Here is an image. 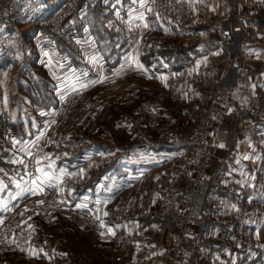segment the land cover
<instances>
[{
    "label": "rangeland",
    "instance_id": "obj_1",
    "mask_svg": "<svg viewBox=\"0 0 264 264\" xmlns=\"http://www.w3.org/2000/svg\"><path fill=\"white\" fill-rule=\"evenodd\" d=\"M54 1L58 2L55 12L68 6L66 0ZM76 1V29H66L61 38L45 35L42 41L20 34L10 36L7 47L11 57L0 59V93L4 106H11L18 95H27L32 103L21 99L19 103L29 104V109L34 110L32 113L38 119L36 130L32 129L30 135L22 139L14 137L16 141L13 140L17 150H28L26 171L31 191L13 206L16 208L11 211L8 226L0 231V264H171L179 246L188 245L186 241L179 244V236L183 234L181 229L184 228L179 219H160L165 205L164 193L171 188L187 192L195 177L194 172L201 168L212 175L213 185L215 175L210 172L209 164L218 157L221 147L220 137L213 136L216 123L212 117L220 97L218 87L211 93V101L201 99L198 93L201 87L210 83V78L216 79L221 75L210 70L212 63H207L205 68L200 67L192 77L188 74L189 66L198 68V64L186 51L200 39L198 36H187L188 27L205 23L213 25L210 29L215 34L210 44L212 49H222V74L237 77L234 88L244 112L239 127L248 130L244 127V119L254 116L247 105L257 97L260 109H264V95L259 90L251 59L241 49L234 51L231 47L249 20L264 16V0H213L201 6L195 0ZM7 6L0 13V20L8 16L7 10L15 14L16 2ZM12 21L15 25V20ZM233 29L236 34L234 40L226 43L225 37ZM19 47L21 53L18 52ZM13 60L16 64L29 63L32 66L24 72L12 64ZM236 62L242 66L236 68ZM151 64H155L156 68H152ZM13 76H24L30 85L12 84ZM244 80L251 81L248 88L251 94L248 89L245 90ZM189 87L196 93L187 97L185 90ZM214 87L209 85L207 88L214 91ZM1 127L9 126L1 122ZM205 127L210 132V141L219 144L214 157L206 160L205 155L211 151L209 149L203 153L202 162L197 166L193 163L198 155L197 146L182 143L189 152L187 161L182 163L193 172V176L187 185L164 180L160 204L147 210L144 208L142 213L149 220L164 224L163 230L153 233L169 251H163L157 259L149 260L143 249L137 251L130 235L124 234L120 242L116 236L120 233L118 230L113 228L115 231L109 233L94 228L89 220L78 214L89 207L76 205L73 191L78 181L77 169L64 163L78 151L83 153L87 146H96V143L124 145L132 149L130 146L146 138L160 143H179ZM50 154L58 159H52L55 163L53 168H43V160L49 159ZM110 160L111 156H102L93 165L87 164L89 161L84 165L90 167L88 173L93 170L96 173ZM218 161L224 160L218 157ZM162 175L163 172L155 173L140 187L128 191L118 201L117 212L128 217L134 211L132 198L141 193L146 203L148 196L144 193L151 189L148 185L151 182L153 185ZM164 176L161 180L165 179ZM255 177L260 180L258 189L263 193L264 200V171H255L247 183ZM247 183L239 191V196L243 195ZM211 191L212 186L206 201L207 213L199 223L195 240L189 245L192 264H241L236 263L234 253L225 255L213 246L221 239L222 233L210 231L212 211L217 209L225 226V221H229L228 226L231 225L233 213L229 201L224 208H216V199L210 198ZM187 196H181L182 202L188 200ZM102 206L96 211H101ZM126 206L130 209L127 214L124 212ZM251 208L252 212L247 216L252 220L253 217L260 218L259 223L264 225L263 203L257 201ZM185 211L189 214V208ZM17 214L21 220L13 226L10 220ZM94 215L102 219L100 215ZM8 221L2 219L0 225ZM203 225L206 227L203 228ZM237 235H240L239 231ZM40 240L46 246L59 248L61 255L57 258L51 255L45 260L31 254ZM224 247L227 248L222 243Z\"/></svg>",
    "mask_w": 264,
    "mask_h": 264
},
{
    "label": "crops",
    "instance_id": "obj_2",
    "mask_svg": "<svg viewBox=\"0 0 264 264\" xmlns=\"http://www.w3.org/2000/svg\"><path fill=\"white\" fill-rule=\"evenodd\" d=\"M210 1L213 0H195L200 6L208 5ZM57 3L54 0H26L18 5L15 14L14 12L10 13V10L6 11L8 16L1 18L0 28L4 30L7 37L20 34L22 37L36 39V35L45 32V28L41 27L42 14L56 11ZM12 20H15V25ZM212 26L205 23L188 27L187 36L200 37L199 41L186 51L198 64V68L194 65L189 66L188 74L192 77L196 71L201 69L200 67L205 68L207 63H212L210 70L213 69L221 75L216 79L210 78V83H207L206 87H201L198 93L201 99L211 101V93L215 92L217 87L220 92L217 106L212 113L216 123L213 136H218L221 139L218 157L224 161H218L217 157L212 159L209 164L210 172L215 175L210 198L215 200L218 196L224 195L232 203L236 201L239 191L251 175L257 170L264 171V122L260 124L258 130L240 129L239 121L244 112L242 101L234 88L237 77L233 74H222L224 69L223 63L220 62L222 49H212L210 44V40L215 34L210 29L213 28ZM20 48L18 52L21 53ZM231 48H234V51L241 49L251 59L259 90L264 95V16L253 18L251 22L249 20ZM11 54L7 50V52L0 54V59L11 57ZM12 64H16L14 60ZM16 65L24 72L32 66L29 63H17ZM150 66L156 68L155 64ZM210 70L208 69V71ZM11 81L12 84L14 82L19 86L23 84V86L28 87L27 85H30V81L24 76L19 78L13 76ZM192 84L193 81L190 83L191 87ZM209 85L215 86L214 91L207 88ZM191 87L185 90L187 97L196 93ZM15 95L17 96V94ZM212 96L214 97V95ZM20 99L32 103V100H28L27 95L21 94L12 101L13 104L11 102V106L8 104L4 106L3 95L0 93V213L24 200L30 192V180L26 171L28 150H17L13 140H15L14 137L22 139L23 136L30 135L32 129L36 130L38 119L37 115L32 113L34 110L29 109V104L22 105L19 103ZM209 103L211 104V102ZM1 122L9 127H1ZM130 148L132 149H128L124 145L108 146L96 143V146H87L86 150L82 151L83 153L78 151L64 163L73 169H77L78 181L73 191L76 205L82 204V206L90 208L95 204H102L103 209L101 211L94 210V213L100 215L120 233L130 235L137 251L143 249L149 260L157 259L163 251H169L165 243L156 239L153 233L156 230H163L164 224L144 217L143 210L144 208H146L145 210L149 209L150 206L157 207L160 204L164 180H172L181 185L188 184L193 173L185 168V163L182 162L187 161L189 152L184 145L160 143L149 138L130 146ZM102 156H111V160L108 164L100 166V170L96 173H93V169L88 173L90 167L84 164L89 161L87 164L93 165ZM54 158L55 156L52 157L51 154L49 159L45 158L42 164L43 168H53L55 163L52 159ZM158 172H163L165 179L161 180L163 175L158 176L155 182L153 181V185L152 182L148 185L151 189L144 193L148 196L146 203H144L145 200L142 199L143 194L141 193L142 195H135L132 198L136 206L133 205L134 211L128 217H123L120 212H117L118 201L128 191H134ZM256 198L259 199L257 200L259 203L264 205L263 193L258 194ZM257 201L255 202L257 203ZM253 218L255 222H259L260 218ZM225 224L228 225L229 221H225ZM202 227L206 226L203 225ZM206 249L204 248V250ZM60 252L59 248L46 246L41 240L31 250V254L40 258L43 257L45 260L51 258V255L57 258L58 255H61Z\"/></svg>",
    "mask_w": 264,
    "mask_h": 264
},
{
    "label": "built area",
    "instance_id": "obj_3",
    "mask_svg": "<svg viewBox=\"0 0 264 264\" xmlns=\"http://www.w3.org/2000/svg\"><path fill=\"white\" fill-rule=\"evenodd\" d=\"M26 0H0V13L4 12L7 5L10 3L16 2V9L19 4L24 3ZM66 5L62 11L52 13L42 14L41 27L45 28V32L39 33L36 35V39L41 41L45 35H51V37H63L66 29H76L77 28V14L75 11L76 0H66ZM189 3V2H187ZM235 35V30L233 29L231 33L225 37V42L230 43ZM6 33L2 28H0V54L7 52V39ZM49 38V37H47ZM242 64L240 62L235 63L236 68H240ZM246 66V65H243ZM245 90L250 88L251 81L244 80ZM250 93V89L247 90ZM251 94V93H250ZM260 99L257 97L253 98V103L247 105L248 110L251 115L247 116L244 119V127L246 129H257L260 124L264 122V109L259 107ZM191 137V138H190ZM189 138V139H188ZM180 144H189L192 143L196 145L197 157L193 160V163L197 166H200L202 162V155L204 152L211 150L205 155L206 160L214 157L218 143L216 141H210V132L205 127L204 130H197L193 135H189L183 138ZM178 143V144H179ZM213 147V148H212ZM193 173V172H192ZM195 177L193 176V182L189 185L187 192H180L176 189H168L164 193L165 205L161 212V220L165 221L169 218L179 219L182 223V232L179 236V244H183L184 241L187 242L188 246H179L174 259L171 264H192V249L190 244L196 238V230L199 228V223L205 218L206 215V201L209 197V190L212 186V175L202 168L196 173L194 172ZM72 178V177H71ZM260 185V180L255 177L253 180L249 181L246 184L245 191L243 195L238 196L236 201L232 202V223L230 226H225L222 219L219 218L221 214L217 213V209L212 211L213 224L211 228V233L221 232L222 237L220 240L213 243L215 249H219V252L225 255H232L234 253V258H236V263L241 264H264V225L259 222H255L247 216L251 213V205H255V201L259 200L258 194L261 195L262 192H259L258 186ZM187 196L185 202H182L181 196ZM228 201L227 197L222 195L216 198V208H224L225 203ZM19 203L17 206H19ZM102 204H95L93 207L85 208L84 211L78 212L82 217H85L87 220L93 224L94 228H98L105 232H113V226L102 219H98L94 215V210L99 209ZM23 208L22 206H20ZM19 207V208H20ZM13 208H9L6 212L0 213V222L1 220L9 219L11 211ZM20 208V209H21ZM189 208V214H186L185 209ZM251 208V209H250ZM130 209L126 206L124 207V212L129 213ZM221 212V211H220ZM18 215V214H17ZM15 215L12 217L10 222H13V226L17 225L21 220L20 215ZM222 222V223H221ZM8 223L5 225H0V231L8 226ZM210 228H208L209 230ZM240 232V235H237V232ZM242 234V237H241ZM258 234V235H257ZM117 240L120 242L123 241L124 234L117 233ZM24 237V236H23ZM222 243L226 247L222 248ZM233 243L235 245H233ZM232 244V245H231ZM234 246V247H232ZM226 249V250H225ZM128 264V263H125Z\"/></svg>",
    "mask_w": 264,
    "mask_h": 264
},
{
    "label": "bare ground",
    "instance_id": "obj_4",
    "mask_svg": "<svg viewBox=\"0 0 264 264\" xmlns=\"http://www.w3.org/2000/svg\"><path fill=\"white\" fill-rule=\"evenodd\" d=\"M235 35H236V34H235ZM235 35H234V36H235ZM233 40H234V37H233V39H232L230 42H232Z\"/></svg>",
    "mask_w": 264,
    "mask_h": 264
},
{
    "label": "snow or ice",
    "instance_id": "obj_5",
    "mask_svg": "<svg viewBox=\"0 0 264 264\" xmlns=\"http://www.w3.org/2000/svg\"><path fill=\"white\" fill-rule=\"evenodd\" d=\"M146 26H147V25H146ZM29 191H31V189H30Z\"/></svg>",
    "mask_w": 264,
    "mask_h": 264
}]
</instances>
